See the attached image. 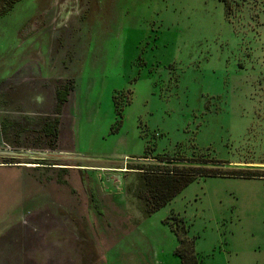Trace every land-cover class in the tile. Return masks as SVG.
I'll list each match as a JSON object with an SVG mask.
<instances>
[{"label":"rangeland","instance_id":"obj_1","mask_svg":"<svg viewBox=\"0 0 264 264\" xmlns=\"http://www.w3.org/2000/svg\"><path fill=\"white\" fill-rule=\"evenodd\" d=\"M227 4L0 13V264H179L175 216L200 264H264V178L197 177L144 215L129 168H264V0Z\"/></svg>","mask_w":264,"mask_h":264},{"label":"trees","instance_id":"obj_2","mask_svg":"<svg viewBox=\"0 0 264 264\" xmlns=\"http://www.w3.org/2000/svg\"><path fill=\"white\" fill-rule=\"evenodd\" d=\"M18 0H0V13L10 10ZM227 6V0H223ZM65 92L58 93L59 102L65 100ZM179 158L170 159H145L139 160L138 166L129 168L135 169L139 175L140 185L136 195L145 199L144 215H148L160 208L172 199L185 186L197 177L204 176H239V177H264L263 169L233 168L230 172L221 170V166L188 160L176 162ZM203 161V160H202ZM196 162V163H192ZM94 207L101 211L98 199L92 193ZM178 227L173 231L178 244L174 249V254L179 258V264H200L201 258L194 248V238L187 235V227L180 216Z\"/></svg>","mask_w":264,"mask_h":264},{"label":"water","instance_id":"obj_3","mask_svg":"<svg viewBox=\"0 0 264 264\" xmlns=\"http://www.w3.org/2000/svg\"><path fill=\"white\" fill-rule=\"evenodd\" d=\"M176 162H181V161H176ZM192 163H196V162H192ZM222 165H224V164H222Z\"/></svg>","mask_w":264,"mask_h":264},{"label":"crops","instance_id":"obj_4","mask_svg":"<svg viewBox=\"0 0 264 264\" xmlns=\"http://www.w3.org/2000/svg\"><path fill=\"white\" fill-rule=\"evenodd\" d=\"M262 178H264V177H262Z\"/></svg>","mask_w":264,"mask_h":264}]
</instances>
